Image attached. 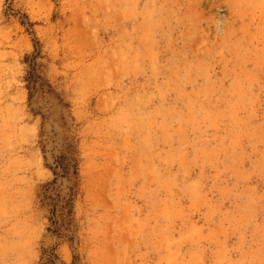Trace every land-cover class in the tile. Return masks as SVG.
I'll return each mask as SVG.
<instances>
[{
    "label": "rangeland",
    "instance_id": "obj_1",
    "mask_svg": "<svg viewBox=\"0 0 264 264\" xmlns=\"http://www.w3.org/2000/svg\"><path fill=\"white\" fill-rule=\"evenodd\" d=\"M50 252L264 264V0H0V264Z\"/></svg>",
    "mask_w": 264,
    "mask_h": 264
},
{
    "label": "trees",
    "instance_id": "obj_2",
    "mask_svg": "<svg viewBox=\"0 0 264 264\" xmlns=\"http://www.w3.org/2000/svg\"><path fill=\"white\" fill-rule=\"evenodd\" d=\"M32 70H33V67H32ZM33 76L35 75L32 72V74L30 75V79H31V82H34V83H32L31 87H35V83H36V78L34 79ZM52 164L49 165V168L51 169L54 175L52 182H55L58 176L65 177L68 179L69 175L76 173V165L73 161V157L71 155L69 146L67 145L65 146L63 152H61L58 155H52ZM43 198L49 199L50 204L52 205L50 208L51 216H49V220L51 224L54 226L51 228H55L52 230H54L57 234H61V232H59L60 229H58V227L56 226L58 219L61 221L60 226H64L66 230H69V227H68L69 221H66V217H65V215L68 214V212L70 211V209L68 210L65 209L68 204V198L61 196L58 192L53 193V194L44 193ZM57 209H59L58 212H57ZM44 264H58L56 262V255L50 252L46 257ZM63 264H80V263L77 261L76 257L74 256L71 262L63 263Z\"/></svg>",
    "mask_w": 264,
    "mask_h": 264
}]
</instances>
